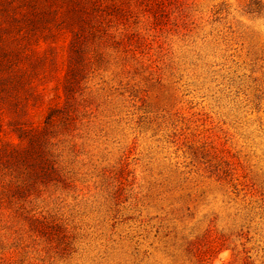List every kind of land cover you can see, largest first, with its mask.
Instances as JSON below:
<instances>
[{"label": "rangeland", "instance_id": "rangeland-1", "mask_svg": "<svg viewBox=\"0 0 264 264\" xmlns=\"http://www.w3.org/2000/svg\"><path fill=\"white\" fill-rule=\"evenodd\" d=\"M0 264H264V0H0Z\"/></svg>", "mask_w": 264, "mask_h": 264}]
</instances>
